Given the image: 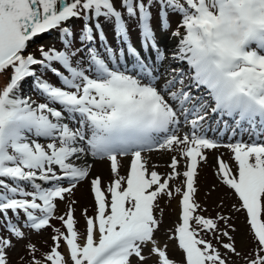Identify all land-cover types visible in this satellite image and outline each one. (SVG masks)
<instances>
[{"label": "snow or ice", "instance_id": "snow-or-ice-1", "mask_svg": "<svg viewBox=\"0 0 264 264\" xmlns=\"http://www.w3.org/2000/svg\"><path fill=\"white\" fill-rule=\"evenodd\" d=\"M172 16L180 17L175 30ZM154 20L161 37L176 39L177 66L166 74ZM53 30L60 49L25 55ZM0 77V264H12L20 241L18 264H264V0H0ZM212 117L247 126L259 140L222 145L207 136ZM220 147L235 170L222 154L211 166L239 202L232 210L245 215L246 253L232 216H206L196 199L200 169ZM154 150L171 154L169 172L150 169L144 153ZM97 161L108 163L107 184L92 175ZM84 181L94 214L80 210L81 231L72 197ZM177 197L178 223L166 235L180 260L157 237L161 201ZM49 229L44 252L30 233Z\"/></svg>", "mask_w": 264, "mask_h": 264}, {"label": "rangeland", "instance_id": "rangeland-1", "mask_svg": "<svg viewBox=\"0 0 264 264\" xmlns=\"http://www.w3.org/2000/svg\"><path fill=\"white\" fill-rule=\"evenodd\" d=\"M117 7H119V4H117ZM179 19H180L179 16L171 17V30L176 29ZM153 25L157 33L158 42L160 41L161 38L168 39L169 41L175 39L170 35V33L165 37H161L158 24L155 20L153 21ZM75 27L76 28L80 27V21L75 22ZM105 31L107 33L109 43H111L114 47H116L115 37L113 31L111 30V27L106 26ZM181 31L183 32V29H181ZM129 32L131 36V42L136 48L140 49L141 44H140L139 29L135 21H129ZM41 46H43L45 50H47L50 47H55L57 49H60L62 45L59 39V33L53 30L49 33L43 34L42 38L36 39L33 43H31V45L27 48L25 55L32 54L37 58H39L40 57L39 49ZM174 64L176 65V63ZM47 78L51 80L53 83H56V78L51 73L47 74ZM5 81H6V77H0V85L5 83ZM24 92L25 94L30 95L32 99L36 100L38 103L44 102V100L36 92L29 90L28 85L24 86ZM218 119H219L218 117L216 118L214 117L213 119L208 121V125H206V129H207V136L213 140H216L220 144L224 145L241 140L244 142L259 140L258 136L252 135L251 131L247 129V126H245L244 128H239L236 127L231 120H228V126L226 127L222 121L218 122ZM187 131L188 128L184 127L182 128L181 133ZM219 133L224 135L227 134L231 137V139L218 138V135H220ZM221 154L223 155V158L230 165H232L233 169L235 170V164L230 159L232 154L227 148L220 147L217 150L210 151L208 153L209 164L205 165L203 168L200 169L198 195L196 199L197 202L201 205V207L207 210L206 212L203 213L206 216H215L217 212H221L224 215L232 216L231 223L235 226L236 229L235 232L232 233V235L234 236L237 249L241 252L246 253L251 249L253 245H252L251 236L248 234L247 231L245 215L242 212L237 213L232 210V205L238 204L239 202L236 199V197L233 195V193L226 186H224L219 182L218 177L214 174L215 168L211 166L215 163L216 157L220 156ZM170 155L171 154H167L155 150L152 152L145 151L144 153L145 159L148 160L150 169L154 168V170L158 171L161 174L170 171V169L166 167L167 163L170 160ZM127 164H128L127 159L122 161L121 175H126ZM92 175L93 176L100 175L106 184L112 179L107 162L97 161L92 169ZM172 183H173V187H175L179 184V181H174ZM74 197L75 198L73 197L72 198L78 201V204L75 207L77 209L76 216L79 219V228L81 231H83L84 220L80 215V210L83 208H90L89 215L94 214V200L90 192L88 181L82 182L77 187L74 193ZM178 199L179 198L177 197L176 199H173L171 201L167 199L161 201V207L164 209V215H163V223L160 231L157 233V237L162 243L164 242L169 243V255L177 260H180L182 257V253L176 249L174 242L167 241V235H166L168 229L173 228L178 223V217L180 212ZM218 205H222V206H218ZM65 211H66V205L63 203L59 204L57 215ZM9 215H11V213H9ZM51 235H52L51 229L40 235H37L35 233H30V240L32 243L36 244L42 251L47 252L49 249L48 244L51 243L50 242ZM225 242H227L226 239ZM25 243L26 241H20L16 243V247L9 252V257L10 260L12 261V264H18V257L21 255H25V247H24ZM221 251H223V249H221Z\"/></svg>", "mask_w": 264, "mask_h": 264}, {"label": "bare ground", "instance_id": "bare-ground-1", "mask_svg": "<svg viewBox=\"0 0 264 264\" xmlns=\"http://www.w3.org/2000/svg\"><path fill=\"white\" fill-rule=\"evenodd\" d=\"M160 47L161 49L165 52V55L168 57L167 59H165L163 61V65H159V73L160 74H166V71L170 68V67H176V65L174 64L175 62L172 60L171 58V52L174 50L175 48V44H176V39L173 40H168L165 38H161L160 39ZM138 50H140L141 55H144V52L142 50V48H137ZM214 117H212L211 119H213ZM216 118V117H215ZM210 119V120H211ZM209 120V121H210ZM231 124V123H230ZM221 131V130H220ZM248 131V130H247ZM215 133V132H214ZM220 134V133H219ZM236 134V133H235ZM243 135V134H242ZM246 135V134H245ZM249 135V134H248ZM233 137V136H232ZM218 138H222V139H226V138H230L231 137L229 135H224V134H220L218 135ZM247 139V138H246Z\"/></svg>", "mask_w": 264, "mask_h": 264}, {"label": "trees", "instance_id": "trees-1", "mask_svg": "<svg viewBox=\"0 0 264 264\" xmlns=\"http://www.w3.org/2000/svg\"><path fill=\"white\" fill-rule=\"evenodd\" d=\"M73 198H75L74 196H73ZM72 198V199H73ZM90 208H88V210H89ZM53 223H55V224H57V225H59V221H53ZM51 243L50 244H48V247L52 244V241H50Z\"/></svg>", "mask_w": 264, "mask_h": 264}]
</instances>
